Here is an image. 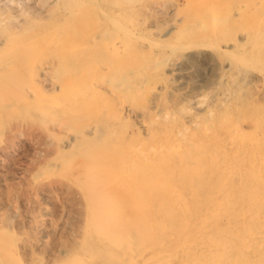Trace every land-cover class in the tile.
Listing matches in <instances>:
<instances>
[{
	"label": "rangeland",
	"instance_id": "rangeland-1",
	"mask_svg": "<svg viewBox=\"0 0 264 264\" xmlns=\"http://www.w3.org/2000/svg\"><path fill=\"white\" fill-rule=\"evenodd\" d=\"M263 175L264 0H0V264H264Z\"/></svg>",
	"mask_w": 264,
	"mask_h": 264
},
{
	"label": "bare ground",
	"instance_id": "bare-ground-1",
	"mask_svg": "<svg viewBox=\"0 0 264 264\" xmlns=\"http://www.w3.org/2000/svg\"><path fill=\"white\" fill-rule=\"evenodd\" d=\"M56 1H57V0H56ZM68 6H69V5H68ZM68 6H67V7H68ZM133 6H134V5H133ZM211 6H212V5H211ZM212 7H213V6H212ZM63 10H64V9H63ZM211 10H212V9H211ZM212 12H213V10H212ZM75 14H76V13H75ZM106 14H107V13H106ZM213 14H214V13H213ZM108 16H109V15H108ZM109 17H110V16H109ZM105 18H106V17H105ZM195 18H196V17H195ZM214 18H215V17H214ZM107 19L110 21L111 18H107ZM116 22H117V21H116ZM113 23H114V22H113ZM117 23H119V22H117ZM121 25H122V24H121ZM202 25H203V24H202ZM125 27H126V26H125ZM117 28H118V26H117ZM117 28H116V29H117ZM122 28H123V27H122ZM122 28H121V29H122ZM214 28H215V26H214ZM118 30H120V29H118ZM124 30H125V29H124ZM185 31H186V30H185ZM185 31H184V32H185ZM129 32H130V29H129ZM185 33H186V32H185ZM131 34H132V33H131ZM183 34H184V33H183ZM139 37H140V36L138 35V38H139ZM145 38H146V37H145ZM144 40H145V39H144ZM150 42H153V41H150ZM234 42H235V41H234ZM117 45H118V44H117ZM152 45H153V44H152ZM154 45H155V44H154ZM186 45H187V44H186ZM192 45H194V43H193ZM234 45H235V44H234ZM120 46H121V41H120ZM120 46H119V47H120ZM123 46H124V45H123ZM123 46H122V47H123ZM198 46H199V45H198ZM203 46H204V45H203ZM167 47H168V46H167ZM169 49H170V48H169ZM184 50H185V49H184ZM120 51H122V50H120ZM24 52H25V51H24ZM12 59H13V58H12ZM149 59H150V58H149ZM7 60H8V59H7ZM10 60H11V59H10ZM10 60H9V61H10ZM167 62H168V61H167ZM156 66H157V65H156ZM129 73H130V72H129ZM129 76H130V75H129ZM132 76H133V75H132ZM132 76H130V77H132ZM173 81H174V80H173ZM130 82H131V81H130ZM169 82H170V81H169ZM136 83H138V81H137ZM166 83H167V82H166ZM173 85H174V84H173ZM114 86H115V85H114ZM161 87H162V86H161ZM95 88H96V87H95ZM159 88H160V87H159ZM174 88H175V87H174ZM127 90H128V89H127ZM138 91H139V90H138ZM87 92H88V91H87ZM161 92H162V91H161ZM168 93H169V92H168ZM166 94H167V93H166ZM169 94H170V93H169ZM144 95H145V94H144ZM154 95H155V94H154ZM154 95H153V96H154ZM163 95H164V94H163ZM170 95H171V94H170ZM170 95H169V96H170ZM159 96H160V94H159ZM170 97H171V96H170ZM132 98H133V97H132ZM154 99H155V98H154ZM155 100H157V99H155ZM149 101H150V100H149ZM149 101H148V102H149ZM124 102H125V100H124ZM157 102H159V101H157ZM172 102H173V101H172ZM149 103H150V102H149ZM153 104H154V102H153ZM163 104H164V103H163ZM150 105H151V104H150ZM150 105H149V106H150ZM158 105H159V104H158ZM152 106H153V105H152ZM163 107H164V106H163ZM165 107H166V106H165ZM151 108H152V107H151ZM125 109H126V108H125ZM152 109H153V108H152ZM161 109H162V107H161ZM141 110H142V109H141ZM149 110H150V109H149ZM132 111H133V110H132ZM162 111H163V109H162ZM166 111H167V110H166ZM168 111H170V110H168ZM129 112H130V110H129ZM153 112H154V111H153ZM164 112H165V111H164ZM133 113H134V112H133ZM151 114H152V113H151ZM151 117H152V116H151ZM157 117H158V116H157ZM167 117H168V115H167ZM170 117H172V116H170ZM109 118H110V117H109ZM154 118H155V117H154ZM114 120H115V119H114ZM154 120H155V119H154ZM102 121H103V120H102ZM105 121H106V119H105ZM109 121H110V120H109ZM109 121H108V122H109ZM157 121H158V120H157ZM159 121H160V120H159ZM162 121H163V120H162ZM236 121H237V120H236ZM151 122H152V121H151ZM166 122H167V121H166ZM210 122H212V121H210ZM61 123H62V121H61ZM115 123H116V122H115ZM156 123H157V122H156ZM168 123H169V122H168ZM224 123H226V122H224ZM133 124H135V122H134ZM150 124H151V123H150ZM154 124H155V122H154ZM163 124H164V123H163ZM209 124H210V123H209ZM211 124H212V123H211ZM59 125H60V124H59ZM124 126H125V125H124ZM219 126H220V124H219ZM96 127H97V126H96ZM109 127H110V126H109ZM121 127H122V126H121ZM170 127H171V126H170ZM221 127H222V126H221ZM105 128H106V127H105ZM125 128H126V127H125ZM133 128H134V127H133ZM176 128H177V127H176ZM176 128H175V129H176ZM182 128H183V127H182ZM204 128H205V124H204ZM204 128H203V129H204ZM206 128H207V127H206ZM97 129H98V127H97ZM107 129H109V128H107ZM118 129H119V128H118ZM258 129H259V128H258ZM98 130H99V129H98ZM127 130H128V129H127ZM150 130H151V129H150ZM204 130H205V129H204ZM244 130H245V129H244ZM244 130H243V131H244ZM254 130H255V129H254ZM105 131H106V130H104V132H105ZM108 131H109V130H108ZM108 131H107V132H108ZM113 131H114V130H113ZM123 131H124V130H123ZM97 132H98V131H97ZM99 132H100V131H99ZM104 132H103V133H104ZM118 132H120V131H118ZM118 132H117V133H118ZM206 132H207V131H206ZM253 132H254V131H253ZM79 133H82V134H83V132H81V131H80ZM110 133H112V132H110ZM110 133H109V136H111ZM128 133H129V131H128ZM135 133H136V132H135ZM220 133H221V132H220ZM96 134L98 135V133H96ZM106 134H107V133H106ZM120 134H121V133H120ZM162 134H163V133H162ZM181 134H182V133H181ZM221 134H222V133H221ZM226 134H227V133H226ZM93 135H94V134H93ZM104 135H105V133H104ZM114 135H116V133H115ZM191 135H192V134H191ZM90 136H91V135H90ZM102 136H103V135H102ZM238 136H239V135H238ZM240 136H241V135H240ZM242 136H243V135H242ZM77 137H78V136H77ZM92 137H93V136H92ZM92 137H90V138H92ZM117 137H118V136H117ZM126 137H128V135H127ZM203 137H204V135H203ZM230 137H231V136H230ZM16 138H18V137H16ZM80 138H81V137H80ZM82 138H83V137H82ZM82 138H81V139H82ZM99 138L101 139L100 136H99ZM111 138H113V137L111 136ZM158 138H159V137H158ZM102 139H103V138H102ZM106 139H107V138H106ZM122 139H123V137H122ZM147 139H148V138H146V140H147ZM197 139H198V138H197ZM227 139H228V138H227ZM241 140L243 141V139H241ZM244 140H245V138H244ZM246 140H249L248 137H247ZM101 141H102V140H101ZM105 141H106V140H105ZM108 141H110V139H108ZM224 142H225V141H224ZM243 142H244V141H243ZM245 142H246V141H245ZM130 143H131V142H130ZM199 143H200V142H199ZM238 143H239V142H238ZM233 144H234V143H233ZM177 145H178V144H177ZM197 145H198V144H197ZM204 145H205V144H204ZM244 145H245V144H244ZM128 146H129V145H128ZM172 146H175V145H172ZM134 147H135V146H134ZM197 147H198V146H197ZM203 147H204V146H203ZM237 147H238V146H237ZM127 148H128V147H127ZM131 148H132V147H131ZM135 148H136V147H135ZM137 148H138V147H137ZM149 148H150V147H149ZM178 148H179V146H178ZM198 148H199V147H198ZM207 148H208V147H207ZM239 148H240V147H239ZM164 149H165V148H164ZM176 149H177V148H176ZM218 149H219V148H218ZM243 149H244V148H243ZM135 150H136V149H135ZM190 150H191V149H190ZM214 150H216V149H214ZM149 151H150V150H149ZM133 152H134V151H133ZM153 152H155V151H153ZM205 152H206V151H205ZM205 152H204V153H205ZM239 152H240V150H239ZM212 153H213V152H212ZM88 154L91 156V153H90V152H89ZM127 154H128V153H127ZM141 154H142V153H141ZM184 154H185V153H184ZM189 154H190V153H189ZM198 154H199V152H198ZM143 155H144V154H143ZM220 156H221V155H220ZM194 157H195V156H194ZM196 157H197V156H196ZM158 158H159V157H158ZM204 158H205V157H204ZM213 158H215V157L213 156ZM213 158H212V159H213ZM224 158H225V156H224ZM224 158H223V159H224ZM47 159H49V157H48ZM130 159H131V158H130ZM205 159H206V158H205ZM225 159H226V158H225ZM195 160H196V159H195ZM197 160H198V159H197ZM201 160H202V159H201ZM132 161H133V160H132ZM202 161H203V160H202ZM148 162H149V161H148ZM210 162H211V161H210ZM224 162H225V161H224ZM180 163H182V162H180ZM185 163H186V162H185ZM217 163H218V162H217ZM227 163H228V162H227ZM214 164H215V163H214ZM233 164H234V163H233ZM135 165H136V164H135ZM135 165H134V166H135ZM182 165H183V163H182ZM218 165H219V164H218ZM224 165H225V164H224ZM236 165H237V164H236ZM203 166H204V165H203ZM144 167H145V166H144ZM144 167H143V168H144ZM150 167H151V166H150ZM226 167H227V166H226ZM147 168H148V167H147ZM178 168H179V167H178ZM237 168H238V167H237ZM242 168H243V167H242ZM135 169H136V168H135ZM201 169H202V168H201ZM234 169H235V167H234ZM60 170H61V169H60ZM148 170H149V169H148ZM203 170H204V169H203ZM231 170H232V169H231ZM243 170H244V168H243ZM65 171H67V170H65ZM155 171H156V170H155ZM192 171H193V170H192ZM237 171H238V169H237ZM137 172H139V171H137ZM204 172H205V171H204ZM59 173H60V172H59ZM140 173H141V172H140ZM154 173H155V172H154ZM237 173H238V172H237ZM252 174H253V173H252ZM193 176H194V175H193ZM222 176H223V175H222ZM263 176H264V175H263ZM188 177H189V176H188ZM226 177H227V176H226ZM235 177H236V176H235ZM205 178H206V177H205ZM228 178H229V177H228ZM236 179H237V178H235V180H236ZM238 179H239V178H238ZM249 179H250V178H249ZM258 179H259V178H258ZM191 180H192V179H191ZM239 180H240V179H239ZM250 180H251V179H250ZM250 180H249V181H250ZM224 181H225V180H224ZM236 181H237V180H236ZM40 182H41V181H40ZM153 182H154V181H153ZM156 182H157V181H156ZM201 182H202V180H201ZM221 182H222V181H221ZM221 182H220V184H221ZM251 182H252V181H251ZM251 182H249V183H251ZM164 183H165V181H164ZM213 183H214V182H213ZM222 183H223V182H222ZM225 183H226V181H225ZM228 183H229V181H228ZM234 183H235V182H234ZM255 183H256V182H255ZM255 183H254V184H255ZM184 184H185V183H184ZM236 184H237V183H236ZM238 184H239V182H238ZM238 184H237V185H238ZM227 185H228V184H227ZM251 185H252V184H251ZM257 185H258V184H257ZM82 186H83V185H82ZM103 186H104V185H103ZM182 186H183V185H182ZM231 186H232V185H231ZM246 186H247V185H246ZM191 187H192V185H191ZM78 188H79V187H78ZM83 188H84V186H83ZM88 188H89L90 191H91V187H88ZM167 188H168V187H167ZM176 188H177V187H176ZM192 188H193V187H192ZM232 188H233V187H232ZM254 188H255V187H254ZM258 188H259V187H258ZM179 189H180V188H179ZM186 189H187V188H186ZM216 189H217V188H216ZM235 189H236V187H235ZM255 189H256V188H255ZM259 189H260V188H259ZM78 190H80V189H78ZM183 190H185V189H183ZM248 190H249V189H248ZM188 191H189V190H188ZM194 191H195V190H194ZM214 191H216V190H213V192H214ZM218 191H219V189H218ZM232 191H233V190H232ZM175 192H176V191H175ZM178 192H179V191H178ZM182 192H183V191H182ZM185 192H186V191H185ZM211 192H212V191H211ZM233 192H234V191H233ZM195 193H196V192H195ZM216 193H217V192H216ZM234 193H235V192H234ZM237 193H238V192H237ZM248 193H250V192H248ZM257 193H258V192H257ZM181 194H182V193H181ZM186 194H187V193H186ZM239 194H240V193H239ZM254 194H256V193H254ZM82 195H83V194H82ZM88 195H89V194H88ZM205 195H207V194H205ZM237 195H238V194H237ZM241 195H242V194H241ZM263 195H264V194H263ZM230 196H231V195H230ZM101 197H102V196H101ZM149 197H150V196H149ZM172 197H173V196H172ZM191 197H192V196H191ZM191 197H190V198H191ZM193 197H194V196H193ZM233 197H234V196H233ZM242 197H243V196H242ZM249 197H250V195H249ZM83 198H84V197H83ZM155 198H156V197H155ZM184 198H185V197H184ZM205 198H206V197H204V199H205ZM257 198H258V197H257ZM170 199H171V198H170ZM185 199H186V198H185ZM202 199H203V198H202ZM221 199H222V197H221ZM239 199H240V198H239ZM254 200H255V199H254ZM81 201H82V200H81ZM95 201H96V200H95ZM191 201H194V200H191ZM222 201H223V200H222ZM230 201H231V200H230ZM233 201H234V200H233ZM91 202H92V201H91ZM153 202H154V201H153ZM189 202H190V201H189ZM223 202H225V201H223ZM236 202H237V201H236ZM239 202H241V201H239ZM254 202H255V201H254ZM99 203L102 204V203H105V201H104V202H103V201H99ZM195 203H196V202H195ZM250 203H251V202H250ZM83 204H84V203H83ZM100 204H98V205H100ZM157 204H158V203H157ZM181 204H182V203H181ZM188 204H189V203H188ZM215 204H216V203H215ZM251 204H253V203H251ZM251 204H249V205H251ZM137 205H138V204H137ZM224 205H225V204H224ZM224 205H223V206H224ZM232 205H233V204H232ZM232 205H231V206H232ZM158 206H159V205H158ZM182 206H183V205H182ZM191 206H192V205H191ZM215 206H216V205H215ZM233 206H234V205H233ZM188 207H189V206H188ZM188 207H187V208H188ZM245 207H246V206H245ZM247 207H248V206H247ZM250 207H251V206H250ZM103 208H104V207H103ZM207 208H208V207H207ZM253 208H254V207H253ZM253 208H252V209H253ZM94 209H95V208H94ZM188 209H189V208H188ZM202 209H203V208H202ZM204 209H205V208H204ZM160 210H161V208H160ZM160 210H159V211H160ZM216 210H217V209H216ZM162 211H164V210L162 209ZM166 211H167V210H166ZM168 211H169V210H168ZM190 211H191V210H190ZM217 211H218V210H217ZM230 211H231V209H230ZM256 211H257V210H256ZM96 212H97V211H96ZM160 212H161V211H160ZM160 212H159V213H160ZM174 212H175V211H174ZM184 212H185V211H184ZM209 212H210V211H209ZM233 212H235V211H233ZM261 212H262V211H261ZM105 213H106V212H105ZM175 213H176V212H175ZM175 213H174V214H175ZM186 213H187V212H186ZM200 213H201V212H200ZM206 213H207V212H206ZM228 213H229V211H228ZM235 213H236V212H235ZM262 213H263V212H262ZM101 214H103V213H101ZM107 214H108V212H107ZM160 214H161L160 216H162V212H161ZM177 214H178V213H177ZM189 214H190V212H189ZM42 215H43V214H42ZM44 215H45V214H44ZM97 215H98V213H97ZM105 215H106V214H105ZM156 215H157V214H156ZM164 215H165V214H164ZM172 215H173V214H172ZM190 215H191V214H190ZM192 215H193V214H192ZM99 216H100V215H99ZM168 216H169V214H168ZM170 216H171V215H170ZM217 216H219V215H217ZM100 217H101V216H100ZM100 217H99V218H100ZM165 217H166V216H165ZM171 217H174V216H171ZM181 217H182V216H181ZM186 217H187V216H186ZM186 217H185V215H184V219H185ZM206 217H207V216H206ZM206 217H205V218H206ZM210 217H211V215H210ZM254 217H255V216H254ZM110 218H112V217H110ZM161 218H162V217H161ZM179 218H180V217H179ZM179 218H178V219H179ZM217 218H218V217H217ZM86 219H87V218H86ZM107 219H109V218H107ZM127 219H128V217H127ZM252 219H254V218H252ZM101 220H102V219H101ZM156 220H157V217H156ZM180 220H181V219H180ZM180 220H179V221H180ZM96 221H98V220H96ZM162 221H163V220H162ZM207 221H208V220H207ZM156 222H157V221H156ZM176 222H177V221H176ZM228 222H229V221H228ZM255 222H256V221H255ZM101 223H102V222H101ZM110 223H111V222H110ZM162 223H163V222H162ZM172 223H173V222H172ZM180 223H181V222H180ZM182 223H183V222H182ZM182 223H181V224H182ZM187 223H188V222H187ZM257 223H258V222H257ZM104 224H105V223H104ZM255 224H256V223H255ZM101 225H102V224H101ZM133 225H134V224H133ZM164 225H165V224H164ZM175 225H176V224H175ZM192 225H193V224H192ZM245 225H246V224H245ZM169 226H170V225H169ZM178 226H179V225H178ZM135 227H136V226H135ZM170 227H171V226H170ZM172 227H173V226H172ZM176 227H177V226H176ZM191 227H192V226H191ZM191 227H190V228H191ZM196 227H197V226H196ZM196 227H194V228H196ZM206 227H208V226H206ZM226 227H227V226H226ZM101 228H103V227L101 226ZM168 228H169V227H168ZM192 228H193V227H192ZM192 228H191V230H192ZM259 228H260V227H259ZM169 229L172 230V228H169ZM184 229H185V228H184ZM184 229H183V230H184ZM108 230H109V229H108ZM175 230H176V229H175ZM181 230H182V229H181ZM183 230H182V231H183ZM222 230H223V229H222ZM229 230H231V229H229ZM232 230H233V229H232ZM237 230H238V229H237ZM111 231H112V230H111ZM133 231H134V230H133ZM172 231H173V230H172ZM172 231H171V232H172ZM135 232H136V231H135ZM164 232H165V231H164ZM173 232H174V231H173ZM189 232H190V230H189ZM204 232H205V231H204ZM235 232H236V231H235ZM250 232H251V231H250ZM252 232H253V231H252ZM256 232H257V231H256ZM263 232H264V230H263ZM133 233H134V232H133ZM166 233H168V231H167ZM187 233H188V232H187ZM229 233H230V232H229ZM169 234H170V233H169ZM237 234H238V233H237ZM242 234H243V233H242ZM252 234H253V233H252ZM254 234H255V233H254ZM120 235H121V234H120ZM133 235H134V234H133ZM133 235H132V236H133ZM171 235H172V234H171ZM176 235H177V234H176ZM176 235H175V236H176ZM219 235H220V234H219ZM222 235H223V234H222ZM249 235H250V233H249ZM255 235H256V234H255ZM134 236H136V235H134ZM164 236H165V235H164ZM211 236H212V235H211ZM211 236H210V237H211ZM223 236H224V235H223ZM237 236H238V235H237ZM240 236H241V235H240ZM156 237H157V236H156ZM169 237H170V235H169ZM173 237H174V235L172 236V238H173ZM195 237H196V236H195ZM228 237H229V236H228ZM256 237H257V236H256ZM119 238H120V237H119ZM133 238H134V237H133ZM223 238H224V237H223ZM230 238H231V237H230ZM242 238H243V237H242ZM253 238H255V237H253ZM131 239H132V238H131ZM139 239H140V238H139ZM164 239H165V238H164ZM167 239H169V238H167ZM170 239H171V238H170ZM192 239H193V238H192ZM196 239H197V238H196ZM208 239H209V238H208ZM233 239H234V238H233ZM247 239H248V237H247ZM136 240H137V238H136ZM165 240H166V239H165ZM172 240H175V239H172ZM172 240H171V241H172ZM177 240H178V239H177ZM186 240H187V239H186ZM213 240H216V239H213ZM227 240H228V239H227ZM234 240H235V239H234ZM249 240H250V239H249ZM249 240H248V241H249ZM260 240H261V238H260ZM263 240H264V239H263ZM263 240H262V241H263ZM166 241H167V240H166ZM168 241H169V240H168ZM168 241H167V242H168ZM188 241H189V240H188ZM202 241H203V240H202ZM250 241H251V240H250ZM134 242H135V241H134ZM157 242H158V241H157ZM184 242H187V241H185V239H184ZM193 242H194V241H193ZM195 242H196V240H195ZM205 242H207V241H205ZM213 242H214V241H213ZM234 242H236V241H234ZM251 242H252V241H251ZM254 242H255V241H254ZM254 242H253V243H254ZM127 243H128V241H127ZM143 243H144V242H143ZM155 243H156V242H155ZM136 244H139L138 241H137ZM136 244H135V245H136ZM159 244H161V243H159ZM159 244H158V245H159ZM219 244H220V243H219ZM236 244H237V243H236ZM251 244H252V243H251ZM142 245H143V244H142ZM156 245H157V244H156ZM217 245H218V244H217ZM238 245H239V243H238ZM240 245H241V244H240ZM242 245H243V244H242ZM254 245H255V244H254ZM256 245H257V244H256ZM262 245H263V244H262ZM132 246H133V245H132ZM132 246H131V247H132ZM175 246H176V245H175ZM201 246H202V245H201ZM206 246H207V245H206ZM228 246H229V245H228ZM258 246H259V245H257V247H258ZM141 247H142V246H141ZM141 247H140V248H141ZM144 247H145V246H144ZM203 247H205V246H202V248H203ZM210 247H211V246H210ZM214 247H215V246H214ZM214 247H213V248H214ZM249 247H250V246H249ZM251 247H252V245H251ZM197 248H198V246H197ZM205 248H206V247H205ZM238 248H239V247H238ZM262 248H264V247H262ZM180 249L182 250V248L179 247V250H180ZM185 249H186V248H185ZM189 249H190V248H189ZM222 249H223V248H222ZM228 249H229V248H228ZM255 249H256V248H255ZM132 250H133V248H132ZM137 250H138V248H137ZM167 250H168V249H167ZM193 250H194V249H193ZM193 250H192V251H193ZM204 250H205V249H204ZM133 251H134V250H133ZM185 251H186V250H185ZM188 251H189V250H188ZM207 251H208V250H207ZM213 251H214V250H213ZM237 251H238V250H237ZM257 251H258V250H257ZM260 251H261V250H260ZM137 252H138V251H137ZM161 252H162V251H161ZM180 252H181V251H180ZM189 252H190V251H189ZM205 252H206V251H205ZM205 252H203V253H205ZM209 252H210V249H209ZM216 252H217V251H216ZM135 253H136V252H135ZM200 253H201V252H200ZM218 253H219V252H218ZM234 253H235V252H234ZM239 253H240V251H239ZM239 253H238V256H239ZM243 253H244V252H243ZM247 253H248V252H247ZM249 253H250V252H249ZM251 253H252V252H251ZM255 253H256V252H255ZM259 253H260V252H259ZM261 253H262V252H261ZM76 254H77V253H76ZM125 254H126V253H125ZM125 254H124V255H125ZM196 254H197V252H196ZM208 254H209V253H208ZM208 254H207V255H208ZM210 254H211V253H210ZM219 254H220V253H219ZM244 254H246V253H244ZM183 255H184V254H183ZM189 255H191V254H189ZM200 255H201V254H200ZM205 255H206V254H205ZM205 255H204V257H205ZM223 255H224V254H223ZM249 255H250V254H249ZM249 255H248V256H249ZM257 255H258V254H257ZM257 255H256V256H257ZM259 255H260V254H259ZM263 255H264V253H263ZM75 256H76V255H75ZM155 256H157V254H156ZM179 256H180V254H179ZM196 256H197V255H196ZM208 256H209V255H208ZM227 256H228V255H227ZM227 256H226V257H227ZM153 257H154V256H153ZM180 257H181V256H180ZM198 257H199V256H198ZM223 257H224V256H223ZM239 257H241V256H239ZM246 257H247V255H246ZM172 258H173V257H172ZM184 258H185V257H184ZM201 258H202V257H201ZM205 258H206V257H205ZM209 258H210V257H209ZM218 258H219V260H220V256H219ZM231 258H233V256H232ZM251 258H253V257H251ZM126 259H127V258H126ZM177 259H178V258H177ZM180 259H181V258H180ZM223 259H224V258H223ZM223 259H222V260H223ZM235 259H236V258H235ZM143 260H144V259H143ZM161 260H162V259H161ZM181 260H182V259H181ZM193 260H194V259H193ZM200 260H201V259H200ZM200 260H199V261H200ZM227 260H228V259H227ZM229 260H230V258H229ZM229 260H228V261H229ZM243 260H245V258H244ZM243 260H242V261H243ZM252 260H253V259H252ZM184 261H185V260H184ZM206 261H207V260H206ZM220 261H221V260H220ZM232 261H233V260H232ZM237 261H238V260H237ZM162 262H163V261H162ZM192 262H193V261H192ZM215 262H216V261H215ZM224 262H225V261H224ZM226 262H227V261H226ZM233 262H234V261H233ZM235 262H236V261H235ZM202 263H203V262H202ZM216 263H217V262H216ZM216 263H215V264H216ZM254 263H255V262H254ZM254 263H253V261H252L251 264H254ZM170 264H171V263H170ZM176 264H177V263H176ZM179 264H180V263H179ZM182 264H184V263L182 262ZM189 264H190V263H189ZM199 264H200V263H199ZM209 264H210V263H209ZM228 264H229V262H228ZM231 264H232V263H231Z\"/></svg>",
	"mask_w": 264,
	"mask_h": 264
}]
</instances>
